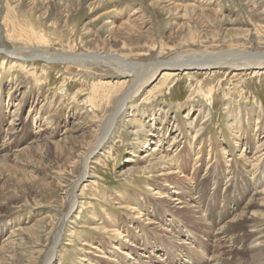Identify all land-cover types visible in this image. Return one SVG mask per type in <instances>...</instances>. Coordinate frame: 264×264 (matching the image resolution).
<instances>
[{
	"label": "rangeland",
	"instance_id": "obj_1",
	"mask_svg": "<svg viewBox=\"0 0 264 264\" xmlns=\"http://www.w3.org/2000/svg\"><path fill=\"white\" fill-rule=\"evenodd\" d=\"M14 50L22 64L8 58ZM111 55L148 67L186 56L264 61V0H0V264L46 262L103 117L136 82ZM255 69L160 68L88 160L50 264H210L217 227L249 196L264 202V68ZM152 147L187 180L161 185ZM174 196L199 205L196 216L172 208ZM263 213L230 227L254 231L257 245ZM232 247L228 264H264Z\"/></svg>",
	"mask_w": 264,
	"mask_h": 264
},
{
	"label": "bare ground",
	"instance_id": "obj_2",
	"mask_svg": "<svg viewBox=\"0 0 264 264\" xmlns=\"http://www.w3.org/2000/svg\"><path fill=\"white\" fill-rule=\"evenodd\" d=\"M35 48L37 49L36 46H35ZM38 55L40 57H43L45 60L50 59V58L60 59V60H74V58H76V55L72 56L71 54H67L64 52L63 53H61V52L60 53H50V52L44 51ZM7 56L12 61L19 62L21 64L25 60L24 57L20 56V53L17 52L16 50L7 52ZM85 56H88V54ZM88 57H90V56H88ZM188 57L186 56V57H183V58L181 57V58H177V59L174 58L173 60H171L167 63L161 62L160 64L158 63L157 66H153V67H148L147 65L142 66V64H140V65H138V64L134 65L133 64L132 65V64L126 63L123 60V58L119 57L118 55H111V56L105 57L106 59H109L110 61H112L115 64L116 69H118V71H120L121 74L127 75L124 73L132 72V75H134L136 78V82L134 85H131L127 90L123 91L122 93L118 94V96H116L117 98L115 101V103H116L115 111L112 113H108L105 117H103L104 119L102 122L103 127H102L101 138L99 139L97 145H95L93 148H91L88 151V153L84 159V164H83L84 168H83L82 175L76 181V183L73 187V190L71 191V193L69 195V209L65 213H63V218L58 225L55 240H54V242L50 248L48 258L44 264H50L51 260L53 258V255L55 254V248H56L58 242L60 241L64 222L67 219V215L69 214L70 210L73 208V206L76 202L75 188L78 184V181L81 178L85 177V175H89L88 160H90L91 156H93L94 154H98L101 150H103V148L106 146V143L108 142L109 138L111 137V132L114 128V123H115L114 121H115L116 116L125 110V107L127 106V103L130 101V99L138 93L139 89L142 88L146 82L148 83L155 76V74L158 72V70L160 68L163 70L164 75H166L168 73L167 72L168 70L179 71L182 69H186V67H195L198 70L210 69L213 67H228L231 69L252 70V74L259 72L255 68H257V67L264 68V61L255 62V63H251V62H227V61H223V60L221 61V60H217V59H212L210 57L202 58L203 60H197L194 58L190 59L191 57L190 58H188ZM89 61H91V59ZM167 78H164V80H167ZM126 121H128L130 124H134L132 119H127ZM41 129H46V128L43 127ZM138 132H140V131H138L137 129L131 130V133H133L135 136H136V133H138ZM171 144H172V142H171ZM155 150L156 149L154 147H152V148H150V151L148 153H146L145 155H146V157H150L146 160H153L150 162L151 168H153L154 170H160L161 169L157 173V178L159 179L158 181L161 180L160 181L161 185L169 186L172 183L171 179H175V178L176 179L180 178V179L185 180V181L187 180L188 175L187 176L184 174L181 175L179 173V171L177 172L175 169L172 168V166H171L172 160L171 161L169 160L170 155L165 156L163 153V154H160L156 157V153H152V151H155ZM12 156H13V154H10V155L4 154L3 157H6L7 159L12 160ZM174 159H175V157H174ZM176 165H177V163H176ZM258 178L259 177L255 178L253 180L254 181L258 180ZM177 186L178 185H175V187H177ZM177 188H179V186ZM175 193L179 194L181 198L187 197L186 196L187 192L182 190V189L181 190H175ZM163 197L167 198L165 196V194L160 195V198H163ZM171 198L168 197V199L171 200L170 202L173 204V205H171L172 208L177 207V205H178L177 208H179V209L185 208L190 213H192L196 216V214H197V208L196 207H198L199 205L197 206L193 202L191 204H187L186 202L183 203L184 201H179L177 199L178 197L176 198L175 196L171 197ZM178 203H180V204H178ZM260 207H264V202H259V200L257 201L255 196H249L245 201L239 203V211L240 212H238L237 215L233 216V218H231L229 221H225L222 223V225L217 227V229L215 231L216 236L214 235L215 237L211 240L212 241L211 247L213 249L212 254L209 256V259H207V261L210 260V264H228L227 261H228L229 256H227V254L229 255L231 253V251L233 249L232 245H234L236 243H239L241 245V249L243 251L246 250V252L248 251V252H250V254L252 253L253 256L255 255V256L261 257V255L264 254V241L263 240H259L257 245L251 244V242H252L251 238L253 235L252 233H254V231L252 233H247V231H241V230H237V229L230 227V225H231L230 223L233 221H236V222L238 221L237 224H240L242 222L245 225H248V227L255 226V221L257 219L256 218L257 217V211H258V208H260ZM239 221H240V223H239ZM107 231H110L115 237L121 233V232H118L115 228L114 229L113 228L108 229ZM92 248H94L95 251L100 250L99 248H95L93 246H92ZM99 256L101 258H104V259H109L105 255H99ZM249 257H252V256H249ZM236 259L238 260L240 258H236ZM195 261H196V259L194 258V262ZM234 261H236V260H234ZM145 263H147V261ZM242 264H243V262H242Z\"/></svg>",
	"mask_w": 264,
	"mask_h": 264
}]
</instances>
